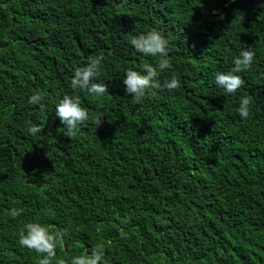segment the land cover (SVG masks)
Instances as JSON below:
<instances>
[{
	"label": "trees",
	"instance_id": "trees-1",
	"mask_svg": "<svg viewBox=\"0 0 264 264\" xmlns=\"http://www.w3.org/2000/svg\"><path fill=\"white\" fill-rule=\"evenodd\" d=\"M148 29L180 87L137 103L121 79L158 63L130 43ZM249 46L226 96L214 75ZM95 55L100 97L70 88ZM66 92L89 114L71 139L54 115ZM32 220L60 237L52 264L97 244L103 264H264V0H0V264H39L18 242Z\"/></svg>",
	"mask_w": 264,
	"mask_h": 264
},
{
	"label": "clouds",
	"instance_id": "clouds-1",
	"mask_svg": "<svg viewBox=\"0 0 264 264\" xmlns=\"http://www.w3.org/2000/svg\"><path fill=\"white\" fill-rule=\"evenodd\" d=\"M135 51L146 56L158 57V63L143 64L140 70L133 67L125 68L121 79L125 94H131V98L139 103L145 97L147 90L164 88L174 90L180 87V80L175 72L169 78L160 80L159 72L170 68L169 41L156 29H148L132 37L130 41ZM255 53L249 47H243L238 54L232 58V67L227 71H218L214 75L215 84L223 90V93L235 95L245 83L239 75L249 68L254 59ZM103 57L95 55L89 57L87 63L82 67L73 70L70 78V88L80 89L89 96L100 97L108 93L107 85L98 79V71ZM42 100L38 92L27 96V104L36 105ZM251 100L249 96H239L236 113L241 120L250 115ZM54 115L64 126V136L73 138L79 131V126L88 120V112L81 104V96L74 92L62 95L54 106ZM41 125H31L28 128L29 134H36L41 131ZM19 210H13V215ZM18 242L22 247L34 250L39 257V264H52L56 257V248L60 244V237L49 230L48 226L39 220L26 222L18 236ZM104 245L97 244L89 255H75L66 262L63 259L57 264H103Z\"/></svg>",
	"mask_w": 264,
	"mask_h": 264
}]
</instances>
